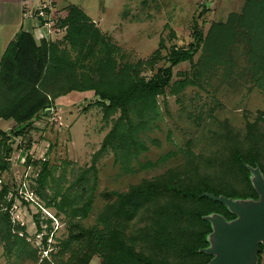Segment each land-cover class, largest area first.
Returning a JSON list of instances; mask_svg holds the SVG:
<instances>
[{
	"label": "trees",
	"instance_id": "obj_1",
	"mask_svg": "<svg viewBox=\"0 0 264 264\" xmlns=\"http://www.w3.org/2000/svg\"><path fill=\"white\" fill-rule=\"evenodd\" d=\"M60 22L68 28L65 38L71 40L76 59L68 49H59L56 40L38 42L27 30L16 35L0 59V120H13L19 127L11 132L0 127V177L10 168L12 137L24 133L20 129L24 124L50 113L53 100L71 91L94 90L100 97L96 104L107 112L121 110L98 155L111 146L124 159H130L133 152L137 154L140 147H145L140 131L158 114L157 98L172 84V68L185 61L193 62L200 49L204 53L196 63L197 76L219 65L231 68L232 50L238 41L245 40L250 69L264 89V0H245L240 14L231 13L227 22L214 23L207 35L196 25L188 47L173 48L170 66L161 67L151 79L141 75L147 60L124 63L110 52L96 67L79 71L81 57L92 52L91 42L103 37L93 31L88 25L93 21L76 6L63 8ZM157 55L160 50L147 62H155ZM190 81L193 79L186 77L179 84L185 88ZM205 148L207 153L190 152L188 161L156 178L132 185L124 192H110L108 195H116L117 199L107 204L97 224L91 227L77 218L88 216L92 199L83 207L71 206L68 237L60 241L57 251H51V257L40 260L32 249L36 264H88L93 254L102 257V264H207L213 255L200 250L210 245L213 227L204 217L217 212L231 220L236 215L204 193L259 198L251 173L214 172H249L247 164L259 166L264 172V111L241 129L223 121ZM28 158L43 164L37 179V191L42 194L50 174L49 162ZM10 190L6 183L0 189V241L8 257L14 253L30 255L25 235L14 231ZM56 206L64 211L63 204ZM44 243H48V235ZM263 251L261 244L258 264ZM67 253L69 257L65 259Z\"/></svg>",
	"mask_w": 264,
	"mask_h": 264
},
{
	"label": "rangeland",
	"instance_id": "obj_2",
	"mask_svg": "<svg viewBox=\"0 0 264 264\" xmlns=\"http://www.w3.org/2000/svg\"><path fill=\"white\" fill-rule=\"evenodd\" d=\"M78 2L94 21L88 25L103 37L91 42L92 52L81 57L79 71L96 67L107 52L121 62L136 64L148 61L160 50L155 62L146 61L141 69L147 79L153 78L161 67L170 66L168 59L173 48L188 47L196 25L207 35L214 23L227 22L231 13L240 14L245 5V0ZM67 29L57 33L54 40L59 49H68L76 59L71 40L65 38ZM203 53L202 48L193 62L185 61L172 68V84L157 98L158 114L140 131L145 147H140L137 154L133 152L130 159H124L111 146L98 155L122 112H107L96 104L100 97L94 90H75L58 97L53 100L50 113L20 128L24 133L12 137L10 168L2 172L0 189L4 183L11 187L8 199H13L10 211L14 231L25 235L30 255L14 253L8 257L0 241V264H36L32 249L40 260L51 257V251H57L60 241L69 235L71 206L83 207L92 199L88 216L77 218L91 227L97 224L107 204L117 199L116 195L109 196L110 192L127 191L132 185L179 167L189 160L190 152H206V143L223 121L241 129L264 111V89L250 69L245 40L235 44L231 68L219 65L197 76L196 63ZM186 77L193 81L182 88L179 80ZM3 123L0 127L7 132L19 128L13 120ZM124 125L128 127L129 123L125 120ZM27 153L49 162L50 174L42 194L37 191V179L43 164L30 162ZM49 203L53 205L48 206ZM57 203L63 204L64 211ZM67 257L69 253L65 254ZM88 264H102V257L93 254Z\"/></svg>",
	"mask_w": 264,
	"mask_h": 264
},
{
	"label": "water",
	"instance_id": "obj_3",
	"mask_svg": "<svg viewBox=\"0 0 264 264\" xmlns=\"http://www.w3.org/2000/svg\"><path fill=\"white\" fill-rule=\"evenodd\" d=\"M258 199L234 198L205 192L204 195L225 204L236 217L228 220L220 213L204 218L211 222L210 245L201 252L213 255L207 264H258L261 244L264 245V174L259 166L246 165Z\"/></svg>",
	"mask_w": 264,
	"mask_h": 264
},
{
	"label": "crops",
	"instance_id": "obj_4",
	"mask_svg": "<svg viewBox=\"0 0 264 264\" xmlns=\"http://www.w3.org/2000/svg\"><path fill=\"white\" fill-rule=\"evenodd\" d=\"M80 0H58L61 9L70 6L80 8L90 19L91 16L81 4ZM83 1V0H81ZM89 2H97L99 0H87ZM94 22V21H93ZM36 22L33 19H25L23 16V0H0V59L4 54L8 44L22 30L30 31L34 34L39 42L40 38L34 33ZM10 123L11 120H0V125ZM2 126V125H1Z\"/></svg>",
	"mask_w": 264,
	"mask_h": 264
},
{
	"label": "built area",
	"instance_id": "obj_5",
	"mask_svg": "<svg viewBox=\"0 0 264 264\" xmlns=\"http://www.w3.org/2000/svg\"><path fill=\"white\" fill-rule=\"evenodd\" d=\"M61 10L58 0H23V16L25 19L35 20L34 33L41 40L54 39L57 33L67 29V26L60 24ZM28 156H31L32 160L37 159L34 153H27L26 158ZM20 157L18 158L20 159ZM1 183L2 180L0 179Z\"/></svg>",
	"mask_w": 264,
	"mask_h": 264
},
{
	"label": "flooded vegetation",
	"instance_id": "obj_6",
	"mask_svg": "<svg viewBox=\"0 0 264 264\" xmlns=\"http://www.w3.org/2000/svg\"><path fill=\"white\" fill-rule=\"evenodd\" d=\"M243 173H251V171H249V172H243ZM262 173H264V172L262 171Z\"/></svg>",
	"mask_w": 264,
	"mask_h": 264
}]
</instances>
